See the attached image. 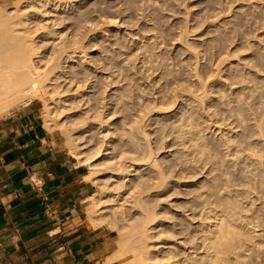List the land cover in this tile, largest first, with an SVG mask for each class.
<instances>
[{
  "label": "rangeland",
  "instance_id": "1",
  "mask_svg": "<svg viewBox=\"0 0 264 264\" xmlns=\"http://www.w3.org/2000/svg\"><path fill=\"white\" fill-rule=\"evenodd\" d=\"M0 6L47 74L43 98L19 92L99 173L83 218L113 231L108 260L146 243V264H264V0Z\"/></svg>",
  "mask_w": 264,
  "mask_h": 264
},
{
  "label": "crops",
  "instance_id": "2",
  "mask_svg": "<svg viewBox=\"0 0 264 264\" xmlns=\"http://www.w3.org/2000/svg\"><path fill=\"white\" fill-rule=\"evenodd\" d=\"M87 165L37 104L0 117V264L114 263L113 231L83 218Z\"/></svg>",
  "mask_w": 264,
  "mask_h": 264
},
{
  "label": "bare ground",
  "instance_id": "3",
  "mask_svg": "<svg viewBox=\"0 0 264 264\" xmlns=\"http://www.w3.org/2000/svg\"><path fill=\"white\" fill-rule=\"evenodd\" d=\"M1 11L2 10H0V13ZM3 16L4 18H2V16L0 15V30L2 29L6 31V29H3L2 26L4 22H8V19H6L7 21H4L8 16ZM2 21H4L3 24ZM2 30L1 33H4V31L2 32ZM11 31L14 32L13 29ZM8 32H10V30ZM13 32L11 37L12 41L14 42L10 40L11 37H9L8 34L5 36L6 39L0 37V110L4 109L8 112V114L14 113L18 109L23 108L24 106L30 104L35 100L32 95H21L22 93L19 92V86L21 84L31 83L34 87L40 89L41 93L39 97L43 98L42 87L44 86L42 83L47 78V74L40 70V60L42 59V56L37 55V51L31 43L33 41L29 42L31 39L29 40L28 38H26V36H24L23 34L21 35L20 33L15 34L14 32L13 35ZM13 37H15V40H13ZM7 38H9L10 42ZM56 42L60 43L59 40ZM57 45L59 46V44ZM77 51H79V47L73 46L70 52L76 54ZM56 56L57 51L53 50V59ZM92 161L93 160H87V163L92 164ZM90 174H88L87 176L89 179H94L95 177H97V175H99V173L94 175L91 172ZM153 217L154 215H151V213L148 211L147 219H153ZM145 224H143V226L141 227L142 230H140V238H142L145 234ZM142 239H144V237ZM202 245L204 246L205 243ZM147 247L148 245L146 243L139 244L136 247L131 261L132 264H146L145 261L148 259V256H145L144 249H146ZM214 259L216 258H213L212 261H214Z\"/></svg>",
  "mask_w": 264,
  "mask_h": 264
}]
</instances>
